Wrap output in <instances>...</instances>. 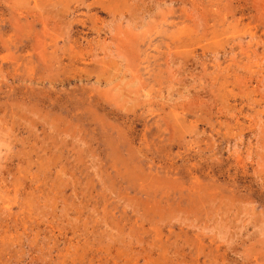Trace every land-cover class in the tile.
<instances>
[{
  "label": "rangeland",
  "instance_id": "374dc122",
  "mask_svg": "<svg viewBox=\"0 0 264 264\" xmlns=\"http://www.w3.org/2000/svg\"><path fill=\"white\" fill-rule=\"evenodd\" d=\"M0 264H264V0H0Z\"/></svg>",
  "mask_w": 264,
  "mask_h": 264
}]
</instances>
